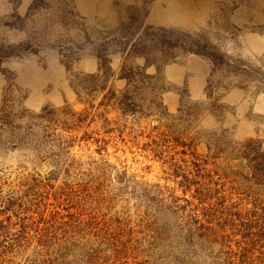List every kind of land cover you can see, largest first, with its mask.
<instances>
[{"label":"rangeland","instance_id":"1","mask_svg":"<svg viewBox=\"0 0 264 264\" xmlns=\"http://www.w3.org/2000/svg\"><path fill=\"white\" fill-rule=\"evenodd\" d=\"M0 264H264V0H0Z\"/></svg>","mask_w":264,"mask_h":264}]
</instances>
